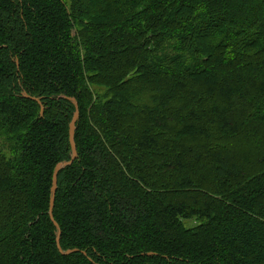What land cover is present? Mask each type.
<instances>
[{"label":"trees","instance_id":"trees-1","mask_svg":"<svg viewBox=\"0 0 264 264\" xmlns=\"http://www.w3.org/2000/svg\"><path fill=\"white\" fill-rule=\"evenodd\" d=\"M1 138L0 264H264V0H0Z\"/></svg>","mask_w":264,"mask_h":264},{"label":"water","instance_id":"water-1","mask_svg":"<svg viewBox=\"0 0 264 264\" xmlns=\"http://www.w3.org/2000/svg\"><path fill=\"white\" fill-rule=\"evenodd\" d=\"M43 112V110L41 111V113ZM77 118H78V110H77V113L72 121V124H71V129H70V142H71V145L73 147V158L72 160L69 162V163H64V164H61L55 171L54 173V178H53V188H52V199H51V202H50V217L52 218V220L54 221V218H53V206H54V199H55V193H56V189H57V186H56V179H57V173L59 170H61L62 168H64L65 166L73 163V161L75 160L76 156H77V149H76V146H75V142H74V132H75V126H76V121H77Z\"/></svg>","mask_w":264,"mask_h":264},{"label":"rangeland","instance_id":"rangeland-1","mask_svg":"<svg viewBox=\"0 0 264 264\" xmlns=\"http://www.w3.org/2000/svg\"><path fill=\"white\" fill-rule=\"evenodd\" d=\"M3 138L0 139V147L2 146L3 147ZM184 223L186 225V227H192L195 225V220L191 219V220H184Z\"/></svg>","mask_w":264,"mask_h":264}]
</instances>
